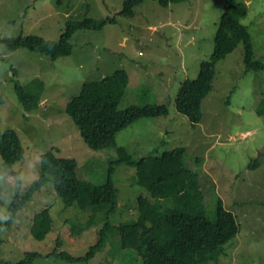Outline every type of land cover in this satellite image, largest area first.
Wrapping results in <instances>:
<instances>
[{
    "label": "rangeland",
    "instance_id": "obj_1",
    "mask_svg": "<svg viewBox=\"0 0 264 264\" xmlns=\"http://www.w3.org/2000/svg\"><path fill=\"white\" fill-rule=\"evenodd\" d=\"M239 1L245 4L240 21L251 34L254 59L264 64V0ZM122 2L0 0L3 37L34 34L56 41L69 18L116 16L115 23L108 22L99 30L75 31L70 39L72 52L55 59L0 44V134L16 129L23 147L21 158L11 165L0 157V219H6L13 195L6 174L16 171L25 189L39 174L40 153L50 146L58 156L76 159L80 178L100 184L111 173L116 188V209L108 217L111 224L136 219L139 195L155 200L136 183L135 166L119 160L114 147H89L65 112L67 101L83 82L121 68L129 81L119 108L160 102L169 113L132 122L116 133L117 144L134 158L184 146L185 164L199 174L203 212L214 219L220 197L238 222L236 235L224 244L218 260L201 264H264V71L245 70L239 42L216 63L212 89L201 101V120L192 125L176 110L174 98L181 81L195 78L200 62L212 53L225 2L183 0L162 5L158 0H144L134 8L133 16L117 14ZM11 65L20 83L38 79L33 89L42 87L39 106L30 112L16 98ZM245 131L250 134L242 137ZM252 162L257 167L249 166ZM45 207L54 226L38 240L30 233V225L33 215ZM96 210L79 209L76 203L64 206L52 182L45 183L23 204L11 225L0 230V262L14 264L26 252L35 251L38 255L31 264H141L135 251L117 245L115 231L89 262L70 263L48 254L56 248L59 235L58 249L84 255L105 217L104 208Z\"/></svg>",
    "mask_w": 264,
    "mask_h": 264
},
{
    "label": "trees",
    "instance_id": "obj_2",
    "mask_svg": "<svg viewBox=\"0 0 264 264\" xmlns=\"http://www.w3.org/2000/svg\"><path fill=\"white\" fill-rule=\"evenodd\" d=\"M143 1L123 0L122 8L117 14L133 16L134 8ZM158 1L162 5H168L170 2L183 0ZM223 1L226 7L214 35L212 53L208 59L200 62L195 78L186 77L181 81L174 98L176 110L185 114L192 125L201 120V101L212 89L216 63L234 50L239 42L243 44L245 70L264 71V64L254 59L249 29L240 21L245 12L244 2ZM108 22L115 23L116 16L96 19L85 14L81 18L67 19L56 41L34 34H18L11 37L0 36V44L9 50L23 47L55 59L72 52L70 39L75 31L99 30ZM10 69L16 98L23 110L30 112L39 106L42 87L33 89L38 79L26 84L20 83L12 65ZM128 81V73L121 68L99 79L85 81L79 92L67 101L65 112L77 125L81 137L89 147H114L120 155L119 160L135 166L136 183L144 187L155 200L151 202L148 197L139 195L136 219L111 224L108 217L116 209V188L111 173L100 184L80 178L76 172V159L58 156L54 146H50L40 153L39 174L25 189L16 171L6 174L7 180L13 185V195L7 207L6 219H0V230L11 225L16 213L36 190L45 183L52 182L55 193L62 199L64 206L76 203L79 209L91 208L93 213L98 208H104L105 217L96 232L95 242L84 255L75 256L58 249L61 246L59 235L56 238V248L48 254H54L70 263L89 262L115 231L119 235L117 245L122 249L135 251L141 264H201L217 261L224 252V244L236 235L238 222L232 211L223 206L220 197L217 198L214 219L203 212L202 196L198 188L199 174L185 164V147L176 146L134 158L124 146L116 142V133L132 122L144 117L167 116L169 113L167 105L160 102L131 104L123 109L119 108ZM39 82L42 86V82ZM22 154L19 132L12 128L3 130L0 134L2 160L11 165ZM249 166L257 167V163L252 162ZM89 221H93V216ZM52 224L54 226V219L49 207H45L33 215L30 233L35 239L41 240L50 231ZM37 255L35 251L26 252L24 258L14 264H31Z\"/></svg>",
    "mask_w": 264,
    "mask_h": 264
},
{
    "label": "clouds",
    "instance_id": "obj_3",
    "mask_svg": "<svg viewBox=\"0 0 264 264\" xmlns=\"http://www.w3.org/2000/svg\"><path fill=\"white\" fill-rule=\"evenodd\" d=\"M244 133H247L245 136H242V137H246L248 135V131H245Z\"/></svg>",
    "mask_w": 264,
    "mask_h": 264
},
{
    "label": "crops",
    "instance_id": "obj_4",
    "mask_svg": "<svg viewBox=\"0 0 264 264\" xmlns=\"http://www.w3.org/2000/svg\"><path fill=\"white\" fill-rule=\"evenodd\" d=\"M250 134V132L248 131V135ZM242 136H245V133L242 134Z\"/></svg>",
    "mask_w": 264,
    "mask_h": 264
},
{
    "label": "built area",
    "instance_id": "obj_5",
    "mask_svg": "<svg viewBox=\"0 0 264 264\" xmlns=\"http://www.w3.org/2000/svg\"><path fill=\"white\" fill-rule=\"evenodd\" d=\"M247 133H245V135H246Z\"/></svg>",
    "mask_w": 264,
    "mask_h": 264
}]
</instances>
